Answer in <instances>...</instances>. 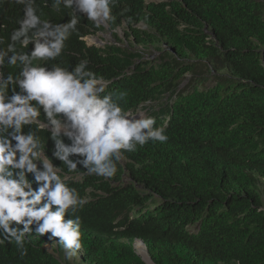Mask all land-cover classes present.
I'll return each instance as SVG.
<instances>
[{
  "label": "trees",
  "instance_id": "obj_1",
  "mask_svg": "<svg viewBox=\"0 0 264 264\" xmlns=\"http://www.w3.org/2000/svg\"><path fill=\"white\" fill-rule=\"evenodd\" d=\"M37 3L43 19L68 22L70 10ZM22 9L0 0L6 43ZM113 15V44L88 46L74 34L53 63L74 67L87 58L109 82L106 93H127L121 106L129 113L162 99L153 117L169 139L125 153L111 179L69 173L88 197L78 212L79 263L145 264L133 251L140 239L154 264H264V0H118ZM78 28L87 36L105 31L84 17ZM187 74L190 84L210 87L184 94L177 89ZM40 135L52 158L48 133ZM50 235L29 238L26 256L14 243L0 245V264H72L58 255L60 245L57 257L46 250ZM136 251L146 258L143 246Z\"/></svg>",
  "mask_w": 264,
  "mask_h": 264
},
{
  "label": "clouds",
  "instance_id": "obj_2",
  "mask_svg": "<svg viewBox=\"0 0 264 264\" xmlns=\"http://www.w3.org/2000/svg\"><path fill=\"white\" fill-rule=\"evenodd\" d=\"M41 2L49 6L48 0ZM8 3L22 5L23 16L7 43L0 36V245L14 243L26 256L29 238L50 233L53 243L46 247L62 246L71 261L84 248L78 212L88 197L70 185L69 173L111 179L125 153L169 137L155 117L130 116L121 106L126 92L106 93L109 82L89 69L87 58L74 67L53 63L74 34L97 47L91 36L80 34L78 24L82 17L97 29L114 23L118 0H51L54 11L70 10L68 22L59 24L42 18L37 0ZM8 68L17 71L5 73ZM42 131L53 143L52 158Z\"/></svg>",
  "mask_w": 264,
  "mask_h": 264
},
{
  "label": "rangeland",
  "instance_id": "obj_3",
  "mask_svg": "<svg viewBox=\"0 0 264 264\" xmlns=\"http://www.w3.org/2000/svg\"><path fill=\"white\" fill-rule=\"evenodd\" d=\"M146 2H159L161 0H145ZM139 29H142L144 30L145 28L142 26V25H138L137 26ZM103 28L105 29L104 32L102 33H99V34H96L95 36H91L92 39H94L96 41V44L95 46H97L98 48H103V46H105L106 44H113L114 43V40L113 38L111 37V32L108 30V26H103ZM117 34V36L122 39L124 38V34H123V31L121 29L117 30L115 32ZM90 37V36H89ZM124 40V39H123ZM87 45L91 44V40L86 42ZM118 46H120L121 48H124L125 47V42H121V44H118ZM134 50H137L139 51L140 49L139 48H134ZM152 52V51H151ZM150 57V59H154L158 56V54H152L151 53L148 55ZM190 76L189 74L186 75V79L182 82V84L178 87L177 90H180L184 87H186V89L183 91L184 94H188L192 91V87L194 85H197L198 89L199 90H202L203 88H207V87H210L209 85V82L203 84V83H194L193 85L190 84ZM212 85V84H211ZM188 86V87H187ZM177 92V91H175ZM170 96V99H172L174 97V94L172 95H167V97ZM168 100V99H167ZM159 102H162V99H160ZM158 101L156 102H147V103H144L143 105H141L139 107V109L133 113H130V116L131 117H136L137 119L139 118L138 116L139 115H143L144 117H147V116H152L153 117V112L154 111H159L160 108H158L159 106V103ZM197 228H198V224H195L191 227L188 228V230L191 232V233H195L197 231ZM46 243L48 244H51L53 243V241H49V240H46ZM44 247L46 248V250L49 252V253H54L55 254V257H57L56 253H57V250H59V246L57 244H53L51 246V250H49L46 245H44ZM60 248L62 249V246H60ZM58 255H60L61 257H64V251H60V253L58 252ZM79 259H80V256L78 258H74L73 260L69 261L67 260L69 263H72V264H80L79 263Z\"/></svg>",
  "mask_w": 264,
  "mask_h": 264
},
{
  "label": "water",
  "instance_id": "obj_4",
  "mask_svg": "<svg viewBox=\"0 0 264 264\" xmlns=\"http://www.w3.org/2000/svg\"><path fill=\"white\" fill-rule=\"evenodd\" d=\"M135 242L140 243V244L144 247V249H145L146 258H144V257H142V256H140L139 254L136 253V254L141 258V260H142L145 264H154V263L152 262V260L150 259L149 255H148V251H147V249H146L144 243H143L141 240H136ZM135 247H136V245L133 246V249H134V250H135Z\"/></svg>",
  "mask_w": 264,
  "mask_h": 264
},
{
  "label": "bare ground",
  "instance_id": "obj_5",
  "mask_svg": "<svg viewBox=\"0 0 264 264\" xmlns=\"http://www.w3.org/2000/svg\"><path fill=\"white\" fill-rule=\"evenodd\" d=\"M137 244H140V243H137ZM137 244H136V245H137ZM140 245H141V244H140ZM141 246H142V245H141ZM140 256H141V255H140Z\"/></svg>",
  "mask_w": 264,
  "mask_h": 264
}]
</instances>
